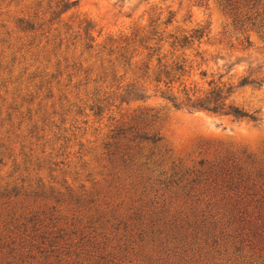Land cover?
I'll return each mask as SVG.
<instances>
[{"label": "rangeland", "instance_id": "obj_1", "mask_svg": "<svg viewBox=\"0 0 264 264\" xmlns=\"http://www.w3.org/2000/svg\"><path fill=\"white\" fill-rule=\"evenodd\" d=\"M37 3L0 0V264H264V39L214 0H77L62 18L94 26L86 75L72 48L48 56V33L17 28ZM197 29L203 68L261 83L231 97L259 121L96 94L111 38ZM141 112L163 139L150 160L112 161L114 128Z\"/></svg>", "mask_w": 264, "mask_h": 264}, {"label": "trees", "instance_id": "obj_2", "mask_svg": "<svg viewBox=\"0 0 264 264\" xmlns=\"http://www.w3.org/2000/svg\"><path fill=\"white\" fill-rule=\"evenodd\" d=\"M214 1L232 17L234 24L255 30L264 39V0ZM42 2L38 0L33 17L22 16L17 19V28L23 32L41 30L43 34L48 33L41 49L48 56L68 53L72 48V68L89 75L93 65L84 68V63L89 62L92 53L98 50L94 26L87 19L79 21L76 26L78 29H74L73 24L63 22L62 14L73 8L77 0H48L47 7L40 9ZM47 14L51 16L48 24L45 20ZM208 34L197 29L193 33H133L119 39L111 38L106 56L99 55L100 51L95 56V62H99L96 94L103 101L113 99L119 101L120 105L146 101L154 95L179 110L207 111L227 115L238 121H259L257 111L246 110L235 104L231 97L238 88L251 84L260 86V82L249 76L235 81L232 76L226 77L228 72L218 75L203 68L204 65L208 66L209 59L201 45ZM36 38L37 35L33 39ZM247 43L251 45L249 38ZM79 48L80 54L76 56ZM64 59L68 60L69 57L65 56ZM137 118L139 120L136 123H121L114 128L112 142L108 144L112 161L117 158L127 164L139 156L150 160L152 153H142L146 144L156 147L163 139L159 131H147L148 124L157 118L156 113L141 112ZM8 149L10 147L6 146L1 154H5ZM19 220L20 217L15 216L14 222Z\"/></svg>", "mask_w": 264, "mask_h": 264}]
</instances>
